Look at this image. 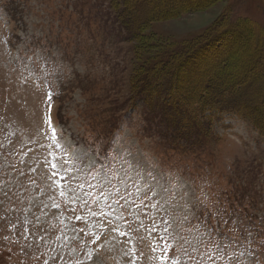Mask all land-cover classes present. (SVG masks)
Instances as JSON below:
<instances>
[{
	"label": "rangeland",
	"instance_id": "374dc122",
	"mask_svg": "<svg viewBox=\"0 0 264 264\" xmlns=\"http://www.w3.org/2000/svg\"><path fill=\"white\" fill-rule=\"evenodd\" d=\"M110 2L0 0V166L5 163L3 153L12 148L13 143L15 152L10 159L18 167L24 168L30 157L34 162L35 173L29 172V175L35 177V183H26L28 191L21 189L19 207L14 204L13 209L20 213L26 234L41 227L34 216L40 217L47 230L43 234L51 247H42L39 264L45 259L51 264V258L57 253L62 257L57 264H97V257L103 264H131L130 254L125 253L130 252L132 245L125 247L124 237L118 234L105 238L107 225L100 210L114 224L118 214L125 217L130 214L121 212L111 199L118 195L114 190L105 200L99 184L87 175L89 160L80 163L71 159L75 153H87L90 157L107 148L106 161L113 173L121 171L122 164L134 165L136 161L130 156L144 160L153 168L156 187L166 185L173 190L172 195L166 196V202L152 200V204L160 206L151 207L150 211L135 207L132 211L137 221L146 224L151 217H155L157 223L163 217L168 222V231H161L160 235L172 245H176L173 237L177 233L186 239L196 236L195 222L189 223L183 218L182 195L206 193L224 201L239 193L252 201L264 197V136L249 122L228 116H220L212 122L205 117L200 139L195 138L193 131L175 142V129L169 119L164 121L162 110L157 107L148 110L140 103L130 81L133 71L140 66L139 62H132V47L142 50L141 44L129 41L121 24L114 22ZM223 17L230 21L247 19L252 22L254 38L264 34V0H221L205 12L154 23L148 33L154 41L163 44H182ZM37 38L46 45V51L37 46ZM256 49H243L239 68L233 76L264 74V65L252 67L258 58ZM32 52L41 58L37 60ZM48 93L53 97L51 125L41 120L48 106ZM38 125L39 132H36ZM65 149L69 154L68 166L84 169L77 173L82 187H77L76 182H72V186L81 196L91 193L86 197L87 205L83 201L70 204L69 182L63 180V172L57 177L51 176L59 170L58 158L64 155ZM52 164H57V169H53ZM107 170L99 165L96 167L100 175ZM140 171L143 172V166ZM45 175L47 181L41 179ZM132 176L136 179L135 172ZM89 182L96 186L89 187ZM114 183L123 193L124 185L118 180ZM49 184L55 193L54 201L44 195ZM138 185L142 191L147 188L142 181H138ZM127 186L131 195L127 203L122 201L124 207L127 208L133 199L142 204L136 187L130 183ZM61 190L65 191V196L59 195ZM34 198L43 200L49 207H33ZM54 202L60 207L52 206ZM74 210L80 219L72 214ZM145 211L147 216L143 214ZM20 226L19 220L15 228L8 224L7 232L15 237ZM120 229L125 230L123 222ZM40 235L36 232L37 237ZM95 236L100 238L92 243ZM149 239L146 235L145 240ZM155 243L163 246L161 241ZM141 253L151 256L147 244L138 246L136 264H160L159 260H144ZM23 264L37 262L24 260ZM217 264H228V261Z\"/></svg>",
	"mask_w": 264,
	"mask_h": 264
},
{
	"label": "snow or ice",
	"instance_id": "6c2138e0",
	"mask_svg": "<svg viewBox=\"0 0 264 264\" xmlns=\"http://www.w3.org/2000/svg\"><path fill=\"white\" fill-rule=\"evenodd\" d=\"M37 46L44 51L47 50L46 45L39 42V38H37ZM31 55L36 57L37 60L41 58L36 52H32ZM52 99L51 93H48V106L41 115L43 123L48 125H51L53 121L52 105L50 103ZM39 127L38 125L36 132H39ZM55 134L53 129L52 135L55 136ZM41 138L43 139V135ZM14 152L15 144L13 143L12 148L3 153L5 163L0 166V215L3 217L0 220V226L3 229L0 230V245H2L0 264H10L11 261H15L16 264H23L24 260H33L39 264L40 256L43 255L42 247H51L43 234L47 230L43 228L40 217L34 216V219L40 222L41 227L30 234H26L23 230L24 221L20 220V213L15 212L13 209L14 204L17 208L19 207L18 200L21 189L25 192L28 191L26 183H35V177L29 175V172L35 173L34 162L31 161L30 157L29 162L24 163V168L18 167L17 163L10 159ZM107 152L108 149L104 148L102 152H94L90 157L87 153H75L71 156V159L80 163H83L84 159H88L87 175L99 184L100 192L104 195L105 200L110 198L108 193L114 190L118 195L111 197V199L120 207L121 212L130 214L127 217L118 214L117 222L114 224L107 219L106 213L100 210V216L105 218L104 223L107 225L105 238H107V235L118 234L124 237L125 247L132 245L130 252L125 253V255L130 254L131 264H136L137 248L144 244H147L151 256L141 253V258L146 261L159 260L160 264H204L205 261L208 264H217L218 261L223 260H227L228 264H264V197L258 201H252L247 199L243 193H239L233 194V199L224 201L218 196L212 198L206 193L182 195L183 218L189 223L195 222L197 225L196 236L192 239H186L184 235L177 233L173 237L176 239V245H172L169 239L160 235L161 231H168V222L163 217H161L160 223L156 222L155 217H151L149 218L150 222L146 224L137 221L136 213L132 209L135 207L137 210L148 209L150 211L151 207H159V204H152V200L160 201L164 199L166 202V196L172 195L173 190L166 185L157 188L156 177L153 176L154 169L148 166L144 160L134 156H130V159L136 161L134 165L128 167L122 164L121 171L113 173L106 161ZM68 155L67 149H65L64 155L58 158L61 162L59 170L52 172L51 176L57 177L60 172H63V180L69 182L67 193L70 204L83 201L87 205L88 200L86 197L91 193L85 192L84 196H81L76 188L72 186V182H76L77 187H82L77 180V173H82L84 169L69 167ZM97 165L108 170L100 175L96 171ZM141 166H143V172L140 171ZM52 168L57 169V164H52ZM24 169L28 171L26 172ZM133 172L136 174V179H133ZM41 179L47 181L48 176L45 175ZM114 180H118L121 185H124L123 193L116 186ZM138 181L147 184V188L142 191ZM129 183L136 187L137 194L143 203L137 204L136 200L133 199L125 208L124 203H127V198L131 195V190L127 186ZM95 186V184L89 182V187ZM185 191L187 192V190ZM44 195L47 199L54 201L55 193L51 184H49ZM59 195L65 196V191L61 190ZM41 205L49 207L43 200L34 198L33 207L39 209ZM52 206L60 207L55 202ZM108 207L111 209L112 205L109 204ZM112 210L115 211V209ZM72 214L77 215L75 210ZM143 214L147 216L146 211ZM13 215H15V219H13ZM92 215L95 216L96 213L93 212ZM80 218L77 215V219ZM17 220L20 221L21 226L16 230L15 237H13L7 232V225L11 224L15 228ZM4 221L7 223H4ZM121 222L125 225L123 231L120 229ZM161 225H163V228ZM83 231L84 229L81 228L80 232L83 233ZM36 232H40L41 235L37 237ZM29 235L32 237L31 240ZM146 235L150 237L147 241L145 240ZM99 238V236H95L92 243H95ZM156 241H161L163 246L161 247L155 243ZM61 258L57 253L51 258V264H57V261ZM89 258L91 259V257ZM43 264H47L46 259ZM97 264H103L99 257H97Z\"/></svg>",
	"mask_w": 264,
	"mask_h": 264
},
{
	"label": "trees",
	"instance_id": "16d2710c",
	"mask_svg": "<svg viewBox=\"0 0 264 264\" xmlns=\"http://www.w3.org/2000/svg\"><path fill=\"white\" fill-rule=\"evenodd\" d=\"M219 1L110 2L114 22L121 24L129 41L141 44L142 50L132 47V62L140 66L133 71L131 89L148 110H162L164 121L169 119L175 129V142L193 131L200 139L205 117L212 122L220 116L237 117L264 136V74L233 76L247 47H257L252 67L264 65V34L254 38L252 22L223 17L182 44H163L148 33L153 23L205 12Z\"/></svg>",
	"mask_w": 264,
	"mask_h": 264
}]
</instances>
